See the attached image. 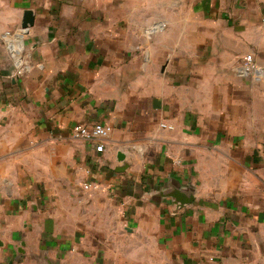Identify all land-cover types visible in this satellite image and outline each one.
I'll use <instances>...</instances> for the list:
<instances>
[{
    "label": "crops",
    "instance_id": "1",
    "mask_svg": "<svg viewBox=\"0 0 264 264\" xmlns=\"http://www.w3.org/2000/svg\"><path fill=\"white\" fill-rule=\"evenodd\" d=\"M0 264H264V0H0Z\"/></svg>",
    "mask_w": 264,
    "mask_h": 264
},
{
    "label": "built area",
    "instance_id": "2",
    "mask_svg": "<svg viewBox=\"0 0 264 264\" xmlns=\"http://www.w3.org/2000/svg\"><path fill=\"white\" fill-rule=\"evenodd\" d=\"M234 70L242 71L245 75L257 76L262 73V69L257 65L251 54H246L235 58L232 63ZM170 129L171 126L162 125ZM111 133L108 125L96 123L91 126L76 124L72 128V137L77 140L87 141L94 146L96 152H103L105 143Z\"/></svg>",
    "mask_w": 264,
    "mask_h": 264
},
{
    "label": "water",
    "instance_id": "3",
    "mask_svg": "<svg viewBox=\"0 0 264 264\" xmlns=\"http://www.w3.org/2000/svg\"><path fill=\"white\" fill-rule=\"evenodd\" d=\"M33 14L31 11H25L23 14V19H22V29L27 30L29 27L32 26L33 24ZM119 159L121 160L123 158L122 154H119Z\"/></svg>",
    "mask_w": 264,
    "mask_h": 264
}]
</instances>
